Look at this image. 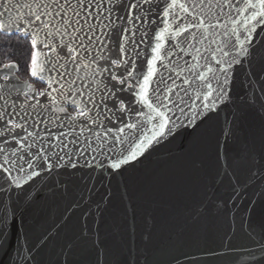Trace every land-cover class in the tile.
<instances>
[{"label":"water","instance_id":"water-1","mask_svg":"<svg viewBox=\"0 0 264 264\" xmlns=\"http://www.w3.org/2000/svg\"><path fill=\"white\" fill-rule=\"evenodd\" d=\"M52 2L0 0V32L31 39L34 14ZM171 2L83 0L85 10L60 0L63 18L42 15L49 28L40 26L30 77L0 66V164L12 161L11 177L0 170V264H264V24L233 63L227 99L206 108L207 85L214 100L251 11L238 12L244 0H179L192 15L165 17ZM157 44L148 99L168 117L163 136L141 93ZM65 153L71 161L56 167Z\"/></svg>","mask_w":264,"mask_h":264},{"label":"snow or ice","instance_id":"snow-or-ice-1","mask_svg":"<svg viewBox=\"0 0 264 264\" xmlns=\"http://www.w3.org/2000/svg\"><path fill=\"white\" fill-rule=\"evenodd\" d=\"M80 4L84 6L85 10H87V5L83 4V0H79ZM151 0H144V3H150ZM232 7V0H227V4L226 5H219V7L223 8V7ZM25 7H31L29 6H25ZM46 9L49 7L47 5L44 6ZM68 7H71V4L69 2ZM191 7L194 9L195 5H191ZM175 8H179L181 9L183 12L187 13L188 15H192L191 12H189V6H187L185 3H180L179 0H172V2L168 5H166L165 10H164V16L168 17L170 14V10L171 9H175ZM56 9H61V11H56ZM63 9H64V5H62L60 3V0H53L52 5H51V10L49 11H45L43 14L37 12L36 14H34V20L37 22L35 27H36V31L35 33L31 34V44L32 47L35 49L38 43V37L40 35V26L43 25L44 29H48L49 28V23H46L44 20H42V15H52L53 11H56L57 15H61V17L63 18ZM75 15H79V12H76L75 9H73ZM245 12L246 14L251 11V15L245 16V19L250 21L249 24L245 25V30L248 33V36L245 37V42L241 43L239 46V51L237 52L236 56L232 57V60L228 61V67L222 69L223 71V80L222 81H218V85L219 87L215 90V99L210 101V98L213 96V92L211 91L212 89V85L209 83L207 85V87L209 88V92L207 93V95L204 97V107H209V102H211L212 104H215L216 100H225L228 97V93H229V84H230V77H229V72L233 66V63H240L238 57L239 56H248L249 55V47H250V37L253 33V31L256 29V26L258 24H264V0H244V5L242 8H238V12ZM193 19H197L196 17H193ZM29 23H31V21H29ZM76 23H79V21L77 20ZM200 23H204V21H200ZM69 26H71V21L68 22ZM211 26V25H210ZM0 28H2V26H0ZM180 31H189V29L187 27H185L184 29L180 30ZM180 31L177 32V35L180 34ZM233 32L235 33V29H233ZM24 36H29L30 33L28 31H25ZM49 34H51L49 32ZM164 38V34L161 33L159 37H157L158 40H163ZM237 40H239V36H237ZM40 43H42L43 48L44 49H48L50 48V45L45 41H41ZM247 45V46H246ZM161 45L157 44V47L155 49L156 52V57L153 59L152 61V68L149 72V75L144 77V82L143 85L141 86V93H142V102L150 109H152V111L156 112L157 115L160 117L162 123L160 124V129H161V133L160 135L163 136L165 134V131L170 133L171 132V128L167 127V123H168V117L167 115H165L164 112L159 110L158 106L154 107L153 102H151L148 99V89L150 87L151 84V80L152 77L156 75V63L157 61L160 60L161 57ZM75 48H69L68 51L69 52H73L75 51ZM122 51V50H121ZM58 55V53H57ZM225 55H227V53H225ZM112 64H117L118 60L117 59H113ZM36 63V55H33V64L35 65ZM123 64H127V61H122ZM217 63L219 64L220 61L217 60ZM211 70V69H210ZM260 73H264V64H262L261 68H260ZM33 76H35V71H33ZM252 75L256 76L259 75V73H257L254 69L252 70ZM128 76H132V72L129 71L128 72ZM201 81L205 80V76L203 74H200L198 77ZM112 79L115 80L117 79L115 75L112 76ZM134 79V77H133ZM137 83H139V81H136ZM119 83L123 84L125 83L124 80H120ZM185 83H189L190 81H185ZM169 91L171 92L172 90L169 89ZM262 91H264V84H262ZM170 98V97H169ZM91 99V98H89ZM159 99V97H158ZM197 99H200V97L198 96ZM162 103V101H161ZM120 109L126 110L124 104L120 105ZM78 116H83L85 117V119H93L95 120L94 117H88L86 115V111H81L78 113ZM7 123H11V127L12 128H17L19 127H23L22 125H17L16 123H12L10 120L7 121ZM127 127L129 128H134L135 125H127ZM121 132H123V129H120ZM28 135H32V133H28ZM27 137H25L26 139ZM20 147L23 149L25 148L24 144H20ZM29 148L31 147V145L28 146ZM63 150V149H62ZM25 151H27V149H25ZM66 156H68L67 153H65ZM137 153L136 152H132L130 154V156L126 159L123 160H117L115 162H113L111 164V168L113 169H119L122 163H127L129 159H135ZM39 158V157H38ZM71 161V156H68V161H65L63 157H58L55 161V166L59 167L62 164H68V162ZM45 163H47V161H45ZM12 164V161H10L7 157H5L4 161L2 164H0V170H2L4 173H7L9 177H11V168L6 167V165H10ZM14 166V165H13ZM71 167L75 168L76 165L74 163L70 164ZM99 166V165H98ZM28 167L32 168L33 165L32 163H28ZM53 167L52 164H48V168L49 170H51V168ZM23 170V169H21ZM32 175H38V173H29L28 178H31ZM26 182V181H25ZM11 183L16 184L17 187L21 186V182L19 179H14L11 180ZM0 190H3V185H0ZM6 232L3 228H0V247L3 246V244L6 242Z\"/></svg>","mask_w":264,"mask_h":264},{"label":"trees","instance_id":"trees-1","mask_svg":"<svg viewBox=\"0 0 264 264\" xmlns=\"http://www.w3.org/2000/svg\"><path fill=\"white\" fill-rule=\"evenodd\" d=\"M33 56L31 39L22 34L5 35L0 32V66L7 63L19 65V76H30V67Z\"/></svg>","mask_w":264,"mask_h":264},{"label":"flooded vegetation","instance_id":"flooded-vegetation-1","mask_svg":"<svg viewBox=\"0 0 264 264\" xmlns=\"http://www.w3.org/2000/svg\"><path fill=\"white\" fill-rule=\"evenodd\" d=\"M19 71H20V69H19ZM30 75H31V67H30ZM30 76H28V77H26V78H22V79H24V80H26V79H28ZM32 82L38 87V89H40V90H43V89H45L46 88V85L42 82V81H40V80H32ZM72 112H74V110H71Z\"/></svg>","mask_w":264,"mask_h":264}]
</instances>
